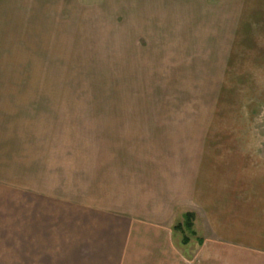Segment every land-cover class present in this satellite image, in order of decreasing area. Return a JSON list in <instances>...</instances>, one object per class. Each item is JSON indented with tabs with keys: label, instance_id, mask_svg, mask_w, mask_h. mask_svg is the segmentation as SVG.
Returning a JSON list of instances; mask_svg holds the SVG:
<instances>
[{
	"label": "crops",
	"instance_id": "crops-1",
	"mask_svg": "<svg viewBox=\"0 0 264 264\" xmlns=\"http://www.w3.org/2000/svg\"><path fill=\"white\" fill-rule=\"evenodd\" d=\"M72 8L71 16L56 18L60 32L175 39L224 10L218 0H78ZM16 95L26 93L0 89V216L23 224L26 248L55 246L81 264H264V172L240 181L231 158L193 147L190 136L172 141L159 130L166 126L139 120H91L99 130L85 138L61 105L5 98ZM147 127L153 130L144 133ZM11 168L23 176L19 183ZM188 212L195 223L200 218L195 230L203 243L186 256L174 227Z\"/></svg>",
	"mask_w": 264,
	"mask_h": 264
},
{
	"label": "rangeland",
	"instance_id": "rangeland-1",
	"mask_svg": "<svg viewBox=\"0 0 264 264\" xmlns=\"http://www.w3.org/2000/svg\"><path fill=\"white\" fill-rule=\"evenodd\" d=\"M77 1L0 0V89L26 93L6 99L61 105L85 138L98 129L95 119L166 126L159 130L172 141L190 136L193 147L218 153L221 161L231 158L240 181L264 172V0H218L222 13L209 12L190 36L177 39L160 32H60L56 18L71 16ZM177 43L202 48L169 47ZM9 171L16 183L22 180L17 168ZM196 218L193 213L195 235L187 227L175 230L186 256L201 245ZM11 219L0 216V264L82 263L55 246L26 248L23 224Z\"/></svg>",
	"mask_w": 264,
	"mask_h": 264
},
{
	"label": "trees",
	"instance_id": "trees-1",
	"mask_svg": "<svg viewBox=\"0 0 264 264\" xmlns=\"http://www.w3.org/2000/svg\"><path fill=\"white\" fill-rule=\"evenodd\" d=\"M184 217H185V221L183 222V221H180V222H178L176 225H175V230H177V231H181V232H185V230H184V228L185 227H187L189 230H190V232L193 234V235H195V232H194V230H193V213H191V212H188V213H186L185 215H184ZM185 235V234H184ZM198 241H199V243L200 244H202L203 243V239L202 238H200V237H198ZM182 242L184 243V244H187V243H189V239H188V237L187 236H183V240H182Z\"/></svg>",
	"mask_w": 264,
	"mask_h": 264
}]
</instances>
